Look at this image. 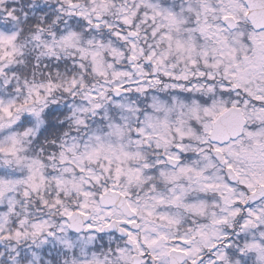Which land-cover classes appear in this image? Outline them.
<instances>
[{
    "label": "snow or ice",
    "instance_id": "1",
    "mask_svg": "<svg viewBox=\"0 0 264 264\" xmlns=\"http://www.w3.org/2000/svg\"><path fill=\"white\" fill-rule=\"evenodd\" d=\"M0 264H264V0H0Z\"/></svg>",
    "mask_w": 264,
    "mask_h": 264
}]
</instances>
